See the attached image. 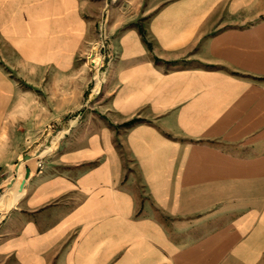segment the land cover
<instances>
[{
	"label": "crops",
	"instance_id": "obj_1",
	"mask_svg": "<svg viewBox=\"0 0 264 264\" xmlns=\"http://www.w3.org/2000/svg\"><path fill=\"white\" fill-rule=\"evenodd\" d=\"M104 3L0 0V264H264V0L110 1L91 94Z\"/></svg>",
	"mask_w": 264,
	"mask_h": 264
},
{
	"label": "built area",
	"instance_id": "obj_2",
	"mask_svg": "<svg viewBox=\"0 0 264 264\" xmlns=\"http://www.w3.org/2000/svg\"><path fill=\"white\" fill-rule=\"evenodd\" d=\"M110 1L113 0H105L99 19L96 23V40L90 46L88 53L84 57V61L89 65L91 70V94H98L100 92L101 85L105 78L106 69L112 60V54L109 50L110 35L108 31V8ZM95 52L98 53L97 61H94L93 58ZM98 73L102 75V80L99 89L93 92V88L95 87L96 75ZM37 166H42L39 160L37 161Z\"/></svg>",
	"mask_w": 264,
	"mask_h": 264
},
{
	"label": "rangeland",
	"instance_id": "obj_3",
	"mask_svg": "<svg viewBox=\"0 0 264 264\" xmlns=\"http://www.w3.org/2000/svg\"><path fill=\"white\" fill-rule=\"evenodd\" d=\"M97 53V52H96ZM97 55H98V53H97ZM57 126V127H56ZM59 125H54V126H51V127H49L48 128V130L45 132V135H48V138H49V140H53L54 139V137H55V133H57V131L61 128V126L60 127H58ZM58 128V129H57ZM63 135V133L61 134V136ZM60 136V137H61ZM45 136H43L42 137V139H40L37 143H36V145H34V146H32L31 148H29L28 149V155H30L32 152V155L34 156V154L36 153V151L34 152V150H37V149H40L41 147H42V145L44 144V142L46 141L45 139ZM47 138V139H48ZM52 138V139H51ZM32 155H31V157H32ZM45 155V154H44ZM42 157V156H41ZM38 157H36L35 159H33V160H31V161H27V162H25V163H23L24 161H26V160H22L21 159V161L19 162V165H18V170L19 171H17L16 170V173H17V177L16 178H13V179H11V180H9L8 182H7V184H11V183H13V182H16V183H18V180H19V178H20V176H22L23 177V174H24V172H25V169L28 167H30L31 165L33 166V164H35V161H36V159H37ZM23 163V164H22ZM21 167H22V169H21ZM31 168V167H30ZM22 172V173H21ZM6 184V185H7ZM16 187V185H14L13 184V189H12V191H10L7 195H6V201H4V202H2V203H0V215L3 213V212H5L6 211V209L10 206V200H11V198H12V194L14 193L13 192V190H14V188ZM5 188V187H4ZM1 193V192H0Z\"/></svg>",
	"mask_w": 264,
	"mask_h": 264
},
{
	"label": "bare ground",
	"instance_id": "obj_4",
	"mask_svg": "<svg viewBox=\"0 0 264 264\" xmlns=\"http://www.w3.org/2000/svg\"><path fill=\"white\" fill-rule=\"evenodd\" d=\"M93 58H94V61H97V60H98V55H97L96 52L94 53ZM101 80H102V75H101L100 73H98V74L96 75L95 87L93 88V92H95V91H97V90L99 89V86H100ZM98 83H99V85L97 86ZM65 131H66L65 128H60V129L57 131L58 136H61V134L64 133ZM47 141L49 142L50 140H47ZM47 141H46V142H47ZM52 145H53V143L50 141V144H48V145L46 144V146L41 147V148H40V149L34 154V156H32V158H30V159L24 161L23 163H25V162H27V161H31V160L35 159L36 157H41V156H43V155L47 152V150H48L49 148L52 147ZM42 148H44V149H42ZM35 151H36V150H35ZM35 151H34V152H35ZM23 163H22V164H23ZM30 167H33V166L31 165ZM21 168H22V167H21Z\"/></svg>",
	"mask_w": 264,
	"mask_h": 264
},
{
	"label": "water",
	"instance_id": "obj_5",
	"mask_svg": "<svg viewBox=\"0 0 264 264\" xmlns=\"http://www.w3.org/2000/svg\"><path fill=\"white\" fill-rule=\"evenodd\" d=\"M29 158H30V155H28V154H24V155L22 156V160H28ZM18 165H19V164H18ZM18 165L16 166V170H17V168H18ZM29 172H30V168L27 167V168L25 169L24 178L22 179V181H21L20 184H19V187H18V190H19V191L22 190V188H23V184H24V180H25V178L28 177ZM6 187H10V184H7Z\"/></svg>",
	"mask_w": 264,
	"mask_h": 264
}]
</instances>
